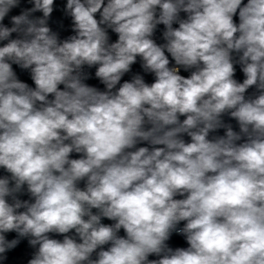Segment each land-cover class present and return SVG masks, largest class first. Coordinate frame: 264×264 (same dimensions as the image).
<instances>
[{
	"label": "clouds",
	"instance_id": "clouds-1",
	"mask_svg": "<svg viewBox=\"0 0 264 264\" xmlns=\"http://www.w3.org/2000/svg\"><path fill=\"white\" fill-rule=\"evenodd\" d=\"M0 264H264V0H0Z\"/></svg>",
	"mask_w": 264,
	"mask_h": 264
}]
</instances>
